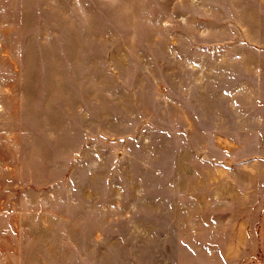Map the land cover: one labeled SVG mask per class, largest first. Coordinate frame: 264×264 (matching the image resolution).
Returning a JSON list of instances; mask_svg holds the SVG:
<instances>
[{"label":"rangeland","instance_id":"rangeland-1","mask_svg":"<svg viewBox=\"0 0 264 264\" xmlns=\"http://www.w3.org/2000/svg\"><path fill=\"white\" fill-rule=\"evenodd\" d=\"M260 129L264 0H0V264H264Z\"/></svg>","mask_w":264,"mask_h":264},{"label":"crops","instance_id":"crops-1","mask_svg":"<svg viewBox=\"0 0 264 264\" xmlns=\"http://www.w3.org/2000/svg\"><path fill=\"white\" fill-rule=\"evenodd\" d=\"M258 131L264 130L260 129ZM253 167L254 165L251 167V173L239 174L230 180L227 179L226 185H221L217 192H260V194H264V172L260 171L264 170V167L258 166L257 170ZM248 232L252 234V238L256 239V244L264 245V217H261L258 226H253L250 230H247Z\"/></svg>","mask_w":264,"mask_h":264}]
</instances>
